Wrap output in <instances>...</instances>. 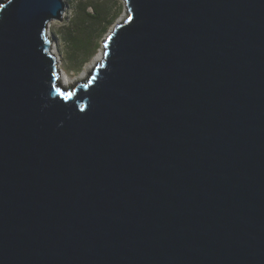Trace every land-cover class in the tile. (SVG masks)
Here are the masks:
<instances>
[{
    "label": "water",
    "instance_id": "1",
    "mask_svg": "<svg viewBox=\"0 0 264 264\" xmlns=\"http://www.w3.org/2000/svg\"><path fill=\"white\" fill-rule=\"evenodd\" d=\"M126 1L74 87L0 4V264H264V0Z\"/></svg>",
    "mask_w": 264,
    "mask_h": 264
},
{
    "label": "rangeland",
    "instance_id": "2",
    "mask_svg": "<svg viewBox=\"0 0 264 264\" xmlns=\"http://www.w3.org/2000/svg\"><path fill=\"white\" fill-rule=\"evenodd\" d=\"M4 1L0 0V4ZM65 3L63 19L53 20L49 24L52 49L55 46L54 49L61 58L60 66L72 80L85 75L81 80L85 81L95 69L93 68L96 63L95 57L103 48L108 34L117 23L126 19L127 2L126 0H65ZM98 10L102 15L95 18L93 14L97 15ZM89 65L91 68H88ZM76 81L75 85L79 82Z\"/></svg>",
    "mask_w": 264,
    "mask_h": 264
},
{
    "label": "bare ground",
    "instance_id": "3",
    "mask_svg": "<svg viewBox=\"0 0 264 264\" xmlns=\"http://www.w3.org/2000/svg\"><path fill=\"white\" fill-rule=\"evenodd\" d=\"M127 2V1H126ZM65 12V11H64ZM63 12V16H65V13ZM128 12H126V14H127ZM122 20V19H121ZM122 22V21H121ZM120 23V22H119ZM109 35V34H108ZM55 48V46L53 47V52L55 53V56H56V58H57V63H58V65H59V69H60V81L62 82V84L66 87V86H68V87H70V86H73V84L75 83V81H76V83L79 81H81V80H83V76H85V75H82V76H80V77H78V78H75V79H73L72 80V78H71V76L65 71V69H62L61 68V66H60V63H61V58H60V55L58 54V51H56V49H54ZM105 49H106V47L105 46H103V48H101V51L96 55V57H95V61H96V63L98 62H101V60L104 58V51H105ZM96 63H94V65H93V68L94 67H96L95 65H96ZM88 68H91L90 67V65L88 66ZM88 68H87V70H88ZM89 79V78H88ZM63 80V81H62ZM82 82V81H81ZM74 86H75V84H74ZM73 86V87H74Z\"/></svg>",
    "mask_w": 264,
    "mask_h": 264
},
{
    "label": "trees",
    "instance_id": "4",
    "mask_svg": "<svg viewBox=\"0 0 264 264\" xmlns=\"http://www.w3.org/2000/svg\"><path fill=\"white\" fill-rule=\"evenodd\" d=\"M101 15H102V13L98 10V12H97V15H95V14H93V16L95 17V18H99V17H101Z\"/></svg>",
    "mask_w": 264,
    "mask_h": 264
}]
</instances>
